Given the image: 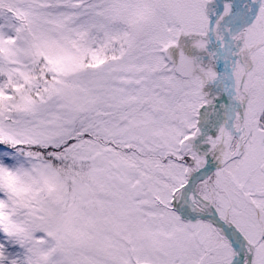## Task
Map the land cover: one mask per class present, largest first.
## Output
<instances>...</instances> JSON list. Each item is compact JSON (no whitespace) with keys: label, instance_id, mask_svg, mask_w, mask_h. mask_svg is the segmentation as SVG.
Instances as JSON below:
<instances>
[{"label":"snow or ice","instance_id":"snow-or-ice-1","mask_svg":"<svg viewBox=\"0 0 264 264\" xmlns=\"http://www.w3.org/2000/svg\"><path fill=\"white\" fill-rule=\"evenodd\" d=\"M0 264H264V0H0Z\"/></svg>","mask_w":264,"mask_h":264}]
</instances>
